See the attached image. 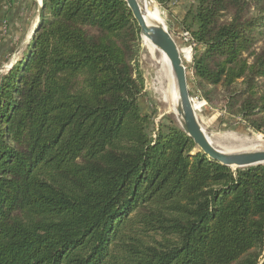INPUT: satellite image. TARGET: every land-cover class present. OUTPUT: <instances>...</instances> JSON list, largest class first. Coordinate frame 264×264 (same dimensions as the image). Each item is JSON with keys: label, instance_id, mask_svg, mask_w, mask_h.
I'll list each match as a JSON object with an SVG mask.
<instances>
[{"label": "trees", "instance_id": "16d2710c", "mask_svg": "<svg viewBox=\"0 0 264 264\" xmlns=\"http://www.w3.org/2000/svg\"><path fill=\"white\" fill-rule=\"evenodd\" d=\"M178 25L192 87L264 136V0H191ZM140 44L125 0H42L0 74V264H264V164L155 127Z\"/></svg>", "mask_w": 264, "mask_h": 264}, {"label": "rangeland", "instance_id": "374dc122", "mask_svg": "<svg viewBox=\"0 0 264 264\" xmlns=\"http://www.w3.org/2000/svg\"><path fill=\"white\" fill-rule=\"evenodd\" d=\"M4 1L6 3L12 2V0ZM13 2L17 4L15 11L9 15L4 13L0 20V30L3 33L1 36H8V39L0 37V74L6 73L12 63L14 64L23 57L30 42L28 37L30 36L29 31L35 21H38L39 17V4L37 0H13ZM153 2L158 8L166 28L178 46L182 63L186 67L188 89L192 91L190 97L198 100L194 102L196 116L205 134L211 139L212 144L222 150L236 151L250 148L253 142H264L262 134L245 127L243 123L237 122L238 118L225 113L221 99L214 100L210 104L192 87L189 68L194 47L192 45V49L190 50L189 44L181 39L179 35L181 28L178 25L179 19H177L178 10L175 11L177 6H181L183 11L186 10L191 0H174L168 10L161 8L155 0ZM150 60L148 50L143 46L141 41L137 55L138 67L144 80V88L139 98L140 107L144 112L152 115L155 127L159 123L166 122L168 118L177 123L176 114L161 99L158 83L155 78V69H153L152 60ZM261 261H264V254L261 257Z\"/></svg>", "mask_w": 264, "mask_h": 264}, {"label": "water", "instance_id": "95a60500", "mask_svg": "<svg viewBox=\"0 0 264 264\" xmlns=\"http://www.w3.org/2000/svg\"><path fill=\"white\" fill-rule=\"evenodd\" d=\"M127 6L139 28L140 37L146 36L150 42L167 57L177 90V101L175 114L181 129L190 136L199 151L204 153L210 159L233 169L257 164H264V148H248L236 151H226L215 147L208 139L196 116V107L191 101L188 89L186 67L182 63L180 51L173 39L171 33L166 28L163 21L155 20L147 22L141 9L139 0H125ZM39 4V10L42 8V0ZM39 23L32 30L29 40ZM13 63L9 66L12 67Z\"/></svg>", "mask_w": 264, "mask_h": 264}, {"label": "bare ground", "instance_id": "6f19581e", "mask_svg": "<svg viewBox=\"0 0 264 264\" xmlns=\"http://www.w3.org/2000/svg\"><path fill=\"white\" fill-rule=\"evenodd\" d=\"M37 1L38 3L41 2V0H37ZM139 2H140V9L147 22L150 23L155 20L163 21L159 13V10L156 7L153 0H139ZM36 23L37 22L35 21L31 30L29 31V35L31 34L34 27L36 26ZM141 39H142L141 41H142L143 46L147 48L149 56L152 60V65L154 67L153 69H155L154 71L156 74L155 78L158 83V91L160 93L161 99L164 102V104H166L168 108L175 113V106H176V101H177V90H176L175 80H174V76H173L169 61L167 57L165 56V54L161 50L156 48L146 36H142ZM208 139L211 142V139L209 137ZM250 148H256V149L264 148V142H260V141L253 142V145H251Z\"/></svg>", "mask_w": 264, "mask_h": 264}, {"label": "crops", "instance_id": "0c3cea01", "mask_svg": "<svg viewBox=\"0 0 264 264\" xmlns=\"http://www.w3.org/2000/svg\"><path fill=\"white\" fill-rule=\"evenodd\" d=\"M16 6H17V4L14 3L13 0H12V2H7V3L4 0H0V20L3 17L4 13H7V15H9V14H11V12L15 11ZM176 10H178L177 11V14H178L177 19H180L183 16L185 10L183 11L181 6L180 7L177 6L175 8V11ZM174 20H175V18H174ZM9 21H10V19H9ZM0 27H1V25H0ZM1 35H3V33H1V30H0V37H4L3 39H6L8 37V36H1Z\"/></svg>", "mask_w": 264, "mask_h": 264}, {"label": "built area", "instance_id": "2783aa9c", "mask_svg": "<svg viewBox=\"0 0 264 264\" xmlns=\"http://www.w3.org/2000/svg\"><path fill=\"white\" fill-rule=\"evenodd\" d=\"M175 1H178V0H175ZM179 35H180V37H181L182 40H184L186 43L189 44V49L191 50V49H192V45H193V43H192V41H191V38H190L189 33H188L187 31L181 30V31L179 32ZM191 101H192V103H193V105H194V102H195V101H198V100H197V99L194 100L193 98H191Z\"/></svg>", "mask_w": 264, "mask_h": 264}]
</instances>
